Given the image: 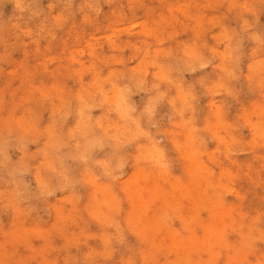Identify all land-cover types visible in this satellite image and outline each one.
Returning <instances> with one entry per match:
<instances>
[{
    "label": "rangeland",
    "instance_id": "rangeland-1",
    "mask_svg": "<svg viewBox=\"0 0 264 264\" xmlns=\"http://www.w3.org/2000/svg\"><path fill=\"white\" fill-rule=\"evenodd\" d=\"M0 264H264V0H0Z\"/></svg>",
    "mask_w": 264,
    "mask_h": 264
},
{
    "label": "bare ground",
    "instance_id": "bare-ground-1",
    "mask_svg": "<svg viewBox=\"0 0 264 264\" xmlns=\"http://www.w3.org/2000/svg\"><path fill=\"white\" fill-rule=\"evenodd\" d=\"M175 4H176V3H175ZM148 12H149V11H148ZM253 34H254V33H253ZM227 35H228V34H227ZM228 39H229V38H227V40H228ZM256 39H257V38H256ZM225 47H226V46H225ZM251 70H252V69H251ZM250 79H251V78H250ZM183 88H184V87H183ZM183 93H184V92H183ZM46 95H47V94H46ZM177 95H178V94H177ZM115 97H116V96H115ZM80 98H81V97H80ZM80 98H79V100H80ZM58 99H59V98H58ZM117 102H118V101H117ZM120 113H121V112H120ZM253 115H254V114H253ZM110 120H111V119H110ZM247 122H248V121H247ZM74 123H75V122H74ZM100 123H101V122H100ZM78 124H79V123H78ZM49 126H50V125H49ZM72 128H73V127H72ZM112 128H113V127H112ZM77 129H78V128H77ZM148 132H149V131H148ZM131 133H132V132H131ZM142 134H143V133H142ZM255 138H256V137H255ZM47 141H49V139H48ZM45 142H46V141H45ZM45 142H44V143H45ZM260 142H261V141H260ZM46 143H48V142H46ZM76 143H77V142H76ZM50 144H51V143H50ZM255 144H256V143H255ZM48 145H49V144H48ZM42 150H43V149H42ZM43 153H44V152H43ZM207 153H208V152H207ZM253 153H254V152H253ZM79 154H80V153H79ZM222 154H223V153H222ZM47 155H48V154H47ZM80 155H81V154H80ZM46 157H47V156H46ZM158 157H159V156H158ZM186 157H187V156H186ZM261 157H262V156H261ZM224 158H225V156H224ZM231 159H232V158H231ZM108 160H109V159H108ZM151 160H153V159H151ZM232 160H233V159H232ZM230 161H231V160H230ZM235 162H236V161H235ZM49 163H50V162H49ZM155 164H156V163H155ZM248 164H249V163H248ZM46 165H47V164H46ZM194 165H195V163H192L191 168H192ZM260 165H261V164H260ZM37 166H38V165H37ZM102 166H103V165H102ZM198 167H199V166H196V167L192 168V170H191L192 173H193L194 171H195V172H196V171L199 172V171H198V170H199ZM48 168H49V167H48ZM191 168H190V169H191ZM52 169H53V168H52ZM164 169H165V168H164ZM190 169H189V171H190ZM137 170H138V169H137ZM54 171H55V170H54ZM191 171H190V173H191ZM244 171H245V170H244ZM246 171H247V170H246ZM246 171H245V172H246ZM35 172H36V171H35ZM38 172H39V171H38ZM150 172H151V171H150ZM235 172H236V171H235ZM164 173H165V172H164ZM36 174H37V173H36ZM37 175H38V174H37ZM147 175H148V174H147ZM164 175H165V174H164ZM224 176H225V175H224ZM152 177H153V176H152ZM38 178H39V177H38ZM251 178H252V177H251ZM218 179H220V178L218 177ZM38 180H40V179H38ZM160 180H161V179H160ZM203 180H204V179H203ZM209 181H210V180H209ZM147 182H148V181H147ZM203 182H204V181H203ZM42 183H43V181H42ZM177 184H178V183H177ZM204 184H205V183H204ZM61 185H62V184H61ZM194 186H195V185H194ZM174 187H176V186L174 185ZM127 188H128V187H127ZM170 188H171V187H170ZM172 188H173V186H172ZM138 189H139V188H138ZM174 189H175V188H174ZM174 189H172V190L174 191ZM153 190H154V189H153ZM172 190H171V191H172ZM191 190H192V189H191ZM199 191H200V190H199ZM163 192H166V191L163 190ZM163 192H162L161 194H163ZM174 192H175V191H174ZM166 193H167V192H166ZM171 194H172V192L169 194L170 197L172 196ZM186 194H187V193H186ZM186 194H185V195H186ZM164 195H165V193H164ZM183 195H184V194H183ZM200 195H201V194H200ZM167 196H168V193H167ZM167 196H166V197H167ZM186 196H188V195H186ZM204 196H205V195H204ZM172 197H173V196H172ZM172 197H171V198H172ZM181 197H183V196H181ZM168 198H169V197H168ZM201 198H202V197H201ZM237 198H238V197H237ZM154 199H155V198H154ZM188 199H189V198H188ZM204 199H205V198H204ZM168 200H169V199H168ZM170 201H171V200H170ZM173 201H174V200H173ZM173 201H172V202H173ZM198 201H199V200H198ZM201 201H203V200H201ZM174 202H175V201H174ZM174 202H173V203H174ZM176 202H177V201H176ZM206 202H207V201H206ZM198 204H199V203H198ZM202 204H203V203H202ZM199 205H200V204H199ZM167 206H168V205H167ZM209 206H210V205H209ZM236 206H237V205H236ZM168 207H169V206H168ZM213 207H214V206H213ZM229 208H230V207H229ZM200 209H201V208H200ZM123 211H124V210H123ZM196 211H197V210H196ZM241 211H242V210H241ZM130 212H131V211H130ZM195 214H196V213H195ZM196 215H197V214H196ZM255 215H256V214H255ZM253 217H254V216H253ZM253 217H252V219H253ZM239 218H240V217H239ZM199 220H200V219H199ZM199 220H198V222H199ZM241 220H242V219H241ZM104 221H105V220H104ZM246 223H247V222H246ZM241 224H242V223H241ZM96 225H97V224H96ZM106 226H107V225H106ZM191 226H192V225H191ZM211 226H212V225H211ZM239 226H240V225H239ZM108 227H109V226H108ZM117 227H118V226H117ZM184 228H185V227H184ZM210 228H212V227H210ZM110 229H111V228H110ZM192 229H193V228H192ZM200 230H201V229H200ZM253 230H254V229H253ZM209 234H210V233H209ZM216 235H217V234H216ZM250 235H251V234H250ZM122 238H123V237H122ZM253 238H254V237H253ZM179 240H180V239H179ZM244 242H245V241H244ZM223 243H224V242H223ZM224 248H225V247H224ZM114 250H115V249H114ZM238 250H239V249H238ZM124 251H125V250H124ZM190 251H191V250H190ZM188 252H189V251H188ZM194 253H195V252H194ZM195 255H196V254H195ZM223 255H224V254H223ZM192 256H193V255H192ZM244 261H245V260H244ZM203 262H204V261H203ZM242 262H243V261H242ZM242 262H241V263H242ZM177 263H178V262H177ZM239 263H240V262H239Z\"/></svg>",
    "mask_w": 264,
    "mask_h": 264
}]
</instances>
